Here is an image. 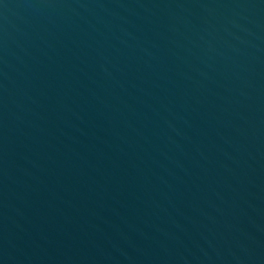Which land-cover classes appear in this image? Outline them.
Listing matches in <instances>:
<instances>
[{"label": "water", "instance_id": "obj_1", "mask_svg": "<svg viewBox=\"0 0 264 264\" xmlns=\"http://www.w3.org/2000/svg\"><path fill=\"white\" fill-rule=\"evenodd\" d=\"M0 264H264V0H0Z\"/></svg>", "mask_w": 264, "mask_h": 264}]
</instances>
